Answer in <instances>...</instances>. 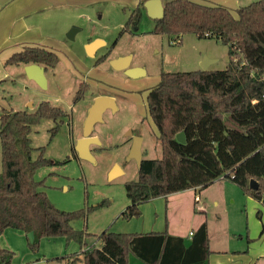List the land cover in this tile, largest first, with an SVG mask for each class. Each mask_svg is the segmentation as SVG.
Returning <instances> with one entry per match:
<instances>
[{"label":"trees","instance_id":"16d2710c","mask_svg":"<svg viewBox=\"0 0 264 264\" xmlns=\"http://www.w3.org/2000/svg\"><path fill=\"white\" fill-rule=\"evenodd\" d=\"M144 8L128 9L129 15L120 36L139 27ZM165 14L156 19L155 34H166L180 41L184 34L200 39H216L228 46L226 69L162 71L160 82L147 94L149 115L159 133L163 151L161 159H144L139 178L126 183L130 205L121 217H139L141 205L188 189H204L223 178L237 184L242 191L262 200L264 197V0L240 6L236 13L222 5H206L192 0H168ZM125 11V10H124ZM176 41V42H177ZM116 42L112 44V47ZM110 53V52H109ZM109 53L97 59L108 58ZM8 64H40L55 68L59 55L43 46L24 47L11 55ZM90 84L82 81L74 101L84 98ZM68 112L50 101L42 100L36 110L4 108L0 112V137L4 156L0 172V237L7 228L24 233L34 231L29 242L39 253L41 240L62 235L67 243L75 241L81 250L56 257L66 264H208L211 251L208 222L194 231L191 241L164 231L122 233L110 228L96 236L86 229H75L71 221L85 218L107 200L77 211L59 210L42 189L45 178H34L31 154L32 125L42 119L57 124L52 138ZM183 131L186 142L177 135ZM11 145L14 157L4 155ZM145 155V154H144ZM27 171V173L23 172ZM254 179L257 189L250 187ZM15 253L0 243V264H14Z\"/></svg>","mask_w":264,"mask_h":264},{"label":"rangeland","instance_id":"374dc122","mask_svg":"<svg viewBox=\"0 0 264 264\" xmlns=\"http://www.w3.org/2000/svg\"><path fill=\"white\" fill-rule=\"evenodd\" d=\"M254 1L258 0H237L235 7L226 6L237 11V6H247ZM122 9L123 7L113 4L107 9L102 5H91L82 10H72L62 22L68 26L63 43L52 46L59 55V62L56 70L48 68L46 72L48 86L43 88L29 80L24 69H16V66L9 67L8 70L12 69L10 72L14 77L8 79L0 89V112L4 108L34 111L42 100L50 101L54 106H60L68 112V117L60 123L53 138L51 129L57 124L54 120L42 119L40 123L32 125L28 137L31 139L30 150L36 169L34 178H45L46 186L42 189L59 210L77 211L99 205L104 200L108 201L106 206L97 207L85 218L70 222L75 229H86L92 234L88 238L91 242L105 229L115 231L122 222L128 223L127 220L117 219L130 205L125 185L129 181L137 180L140 171L135 159L128 160L133 143V137L128 132L131 130L134 135L143 139L144 159H161L163 156L159 133L149 115L147 102V94L159 84L162 71L203 69L202 61L205 57L216 59L210 65L212 70L226 69L230 63L228 46L215 38L200 39L195 34H184L179 42H173L174 37L155 34L152 31L155 21L147 12L143 13L137 29L120 36L121 28L130 12L128 9ZM73 27L78 28L79 32L71 40L67 34ZM91 38L92 41L97 38L105 41L97 57H90L86 47ZM114 42L116 44L112 47ZM109 52L112 55H130V64L144 69V76L131 78L124 72L111 70L109 75L102 76L89 70L93 63L97 64L98 58ZM107 67L109 68L110 64H107ZM84 75L95 82L92 81L91 84L84 80L90 84L89 90L84 98L74 101ZM98 95L112 96L117 107L106 110L102 116L103 120L93 127L92 135L97 136L101 142L91 145V152L95 157L93 162L81 158L75 146L78 140L85 136L86 117L94 98ZM2 153L0 137V172L3 171ZM4 155L8 158L14 157L10 144ZM116 165L121 171L112 177ZM23 172L27 173L25 170ZM209 191L222 193L218 204L212 203L203 207L209 223L212 247L215 250L236 249L241 243L242 234L246 237L247 213L242 189L237 184L225 180L222 183H214ZM189 199H192L191 195ZM197 204L199 208L203 206ZM184 209L180 214L181 220L179 215L175 214L182 231L187 226L186 218L189 217ZM43 241L48 244L46 253H50L47 257L52 262L54 259L51 255H72L80 249L79 243H67L62 235L44 237ZM131 257L132 262L139 261L133 255ZM64 261L63 264H66V260ZM54 264L59 263L54 261Z\"/></svg>","mask_w":264,"mask_h":264},{"label":"crops","instance_id":"0c3cea01","mask_svg":"<svg viewBox=\"0 0 264 264\" xmlns=\"http://www.w3.org/2000/svg\"><path fill=\"white\" fill-rule=\"evenodd\" d=\"M144 1L145 0H0V89H2L1 86L4 85L8 79H13L14 77V74H11L10 72L12 69H8L9 67L16 68V65L8 64L6 62L11 55L16 52H20L26 46H43L53 50L52 46L63 43L64 33L68 31V26H65L62 22L65 20L68 13L72 12V10H82L84 8H89L91 5H102L105 9H107V7L113 4L123 7L122 10L132 9L138 6H142V8H144ZM166 1L168 0H162L163 4ZM192 1H197L211 6L222 4L224 7L226 5H233V7H235L237 5V0ZM237 7L239 8L240 6ZM229 10H231L234 15H237L236 11L233 9ZM143 11L147 12L145 11V8ZM77 32H79V30ZM92 40L93 39L91 38L89 44ZM103 45H105V41L97 38L96 43L93 46V53L89 54V56L97 57L98 51ZM106 54L107 53H105V55ZM126 55H112L110 52L108 58L100 63H93V66L89 70H93L97 75L100 74L102 76L109 75L108 72L110 70L119 71L116 70L112 64H110V61L114 58ZM106 63L110 64L109 68ZM25 65L26 64H21L20 66H17L16 69L21 70V68H23L25 75L27 76ZM210 65L208 69H210ZM57 66L53 68V71L56 70ZM104 66H106V68H104ZM47 70L48 69H46V72ZM82 78L83 81L85 80L91 84L92 81L95 82L94 79H91L87 75H84ZM225 180L226 179L220 178L212 184L222 183V181ZM212 184L210 186H213ZM210 186L204 188L203 190L201 188L188 189L179 193L170 194L165 198L159 197L152 199L141 205L140 208L142 214L139 217H133L130 220H127L128 223L122 222L115 232H160L166 230L168 227V230L172 235L180 236L182 238L184 237L187 242H190L191 236L201 223L203 221L208 222V220H206L207 216L204 214L206 210L203 207L212 203L218 204V201L222 196L221 191L217 194L213 191H209ZM242 194L244 196L243 202L246 203L247 213V224L245 229L246 237L242 234L240 238L241 243L236 246V249L219 250L213 249L212 240L209 237L211 240L212 253L210 254L211 256L208 264H264V197L262 200H257L254 197L252 198L251 196L245 194L243 191ZM189 195H191L194 201L189 199ZM196 195L200 197L199 201L195 200ZM197 203H199V206L200 204H203V206L199 208ZM183 209L187 214H189V217L186 218L188 224L182 231L179 229L180 225L175 219V214H178L181 220L182 217L180 214L183 212ZM120 218L123 219L121 214L118 216L117 220ZM41 242V250L36 254L31 251L29 247L27 234L19 229L9 227L0 237L1 246L5 249L14 251V264H54V261L55 263L63 264L65 262L64 260L57 262L55 258L61 257L59 255H51V258L54 260L53 262L50 261V259H48V254L50 253H46L48 252V244H45L43 239ZM61 242L64 245V241L61 240ZM89 243H96V240L93 242L89 241ZM80 250L81 248L79 251ZM132 263L139 264V261H134Z\"/></svg>","mask_w":264,"mask_h":264},{"label":"water","instance_id":"95a60500","mask_svg":"<svg viewBox=\"0 0 264 264\" xmlns=\"http://www.w3.org/2000/svg\"><path fill=\"white\" fill-rule=\"evenodd\" d=\"M143 7L145 11H147L148 15L153 19H160L164 16V4L162 0H145L143 3ZM78 29L73 27L70 29L69 33L67 34L68 38L73 40L75 38V34L77 33ZM95 41H92L88 44L89 54L93 53ZM131 57L130 55L114 58L110 61V64L119 71H123L126 76L131 78H141L145 74V70L140 67H134L130 64ZM215 60L209 59L205 57L204 61H202L203 70H208L209 65L214 63ZM25 71L29 79L33 80L36 84L40 85L43 88L48 86L47 77H46V67L40 64H26ZM116 100L112 96H105V95H98L94 98V102L92 107L90 108L87 114V120L85 124V132L84 137L80 138L75 146V150L78 155L86 160L95 161L94 154L91 152V145L94 143L100 144V140L97 136L92 135L94 125L103 120V113L108 109H116ZM130 136H133V143L129 150V159H135L138 164V168L140 169L142 162L144 160L143 151H142V144L143 139L140 136L133 135L132 131L128 132ZM177 140L179 142H186V136L183 131H181L177 135ZM121 170L119 166L116 165L112 171V177L119 174ZM250 187L253 189H257L259 184L256 180L252 179L250 181ZM27 237L30 241H33L35 238L34 231H30L27 233Z\"/></svg>","mask_w":264,"mask_h":264},{"label":"built area","instance_id":"2783aa9c","mask_svg":"<svg viewBox=\"0 0 264 264\" xmlns=\"http://www.w3.org/2000/svg\"><path fill=\"white\" fill-rule=\"evenodd\" d=\"M178 42H179V41H178ZM199 199H200V197H199L198 195H196V196H195V200H196V201H199ZM191 235H192V233H191Z\"/></svg>","mask_w":264,"mask_h":264},{"label":"flooded vegetation","instance_id":"af4514ba","mask_svg":"<svg viewBox=\"0 0 264 264\" xmlns=\"http://www.w3.org/2000/svg\"><path fill=\"white\" fill-rule=\"evenodd\" d=\"M132 134H133V131H132ZM134 135V134H133ZM131 137H133V136H131ZM143 156H144V152H143Z\"/></svg>","mask_w":264,"mask_h":264}]
</instances>
